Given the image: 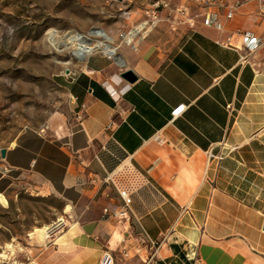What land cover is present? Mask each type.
Here are the masks:
<instances>
[{
    "label": "crops",
    "instance_id": "obj_1",
    "mask_svg": "<svg viewBox=\"0 0 264 264\" xmlns=\"http://www.w3.org/2000/svg\"><path fill=\"white\" fill-rule=\"evenodd\" d=\"M220 19L221 30H155L121 47V65L118 46L86 54L68 80L81 121L56 137L24 130L0 147L11 168L0 193L30 178L71 216L29 264H99L104 252L112 264H264V48L221 43L237 30L264 35V16L250 0ZM125 69L134 81L119 77ZM101 146H120L138 179L125 219L102 215L120 198L102 182Z\"/></svg>",
    "mask_w": 264,
    "mask_h": 264
},
{
    "label": "rangeland",
    "instance_id": "obj_2",
    "mask_svg": "<svg viewBox=\"0 0 264 264\" xmlns=\"http://www.w3.org/2000/svg\"><path fill=\"white\" fill-rule=\"evenodd\" d=\"M161 1L167 7L158 8L148 34L174 35L183 19L174 9L197 10L193 0ZM149 5V0H0V147L10 146L24 130L65 135L77 121L68 80L82 61L73 56L80 36L95 42L100 38L88 32L103 30L120 53L131 47L123 34L139 25ZM36 185L24 178L0 193V264L35 261L70 224L62 198Z\"/></svg>",
    "mask_w": 264,
    "mask_h": 264
},
{
    "label": "built area",
    "instance_id": "obj_3",
    "mask_svg": "<svg viewBox=\"0 0 264 264\" xmlns=\"http://www.w3.org/2000/svg\"><path fill=\"white\" fill-rule=\"evenodd\" d=\"M247 1L250 0H193L194 5L197 7L196 12H191L188 5L175 8L174 11L179 12L180 14L183 13L181 23L188 28L202 26L221 30L223 26L220 15L222 14L225 19H230L237 7ZM253 1L257 3V13L263 17L264 0ZM149 2L150 5L145 7L144 10L145 17L138 23L140 24L138 32L134 34V39L126 43L131 47L135 46L133 45V40L137 39L139 36V40H141L155 26L158 21V8L167 7V3L161 0H149ZM221 43L237 51L250 52L258 48H264V35L257 36L248 30H237L224 35ZM106 55L109 56L108 54ZM239 57L244 59V56ZM185 107L186 105L179 104L171 108L169 111V120H172L179 115ZM82 117V113H77V120L81 121ZM109 126L110 124H107L106 128H109ZM100 150L102 155L96 157V159L105 173L102 182L110 184L116 190L118 197L120 198V204L115 209L103 207L102 215L115 218L116 220L125 219L130 211V193L138 179L133 173V170L127 165L126 156L123 155L120 146L114 148L101 146ZM206 154L208 157H216L217 159H220L223 155L222 153L213 154L211 151H207ZM105 162L112 165L110 169L105 168ZM10 171L11 168L5 164L4 158L0 157V175L5 176L10 173ZM112 262L113 256L110 252H104L99 260V264H112Z\"/></svg>",
    "mask_w": 264,
    "mask_h": 264
},
{
    "label": "bare ground",
    "instance_id": "obj_4",
    "mask_svg": "<svg viewBox=\"0 0 264 264\" xmlns=\"http://www.w3.org/2000/svg\"><path fill=\"white\" fill-rule=\"evenodd\" d=\"M139 28H140V24L133 27L131 30H129L125 34H123L122 41H124V43H127L128 41L134 39L133 36L135 33L138 32ZM88 34L91 36H94L95 38H100V40L97 39L95 42H93L91 39L85 36H80V42L77 44L78 46H76V48L73 51L74 57H76L79 60H82L86 54L90 53L91 50L96 47L102 48L105 54L106 53L112 54L114 52L115 47L111 44V37L105 31L97 29V28H92L88 32ZM139 39H140V36L137 37V39L133 40V45H135V42H138ZM73 41L75 42V40ZM114 55L116 56L117 62L120 65L123 64L121 57L118 56L116 53ZM114 55H109V56H114Z\"/></svg>",
    "mask_w": 264,
    "mask_h": 264
},
{
    "label": "water",
    "instance_id": "obj_5",
    "mask_svg": "<svg viewBox=\"0 0 264 264\" xmlns=\"http://www.w3.org/2000/svg\"><path fill=\"white\" fill-rule=\"evenodd\" d=\"M119 77L121 79H123L124 81H126V82H132V81L135 80V75L129 69H125V70L121 71L119 73ZM5 151H6L5 148L1 149L0 153H1L2 156L5 155ZM262 229L264 230V223L262 224Z\"/></svg>",
    "mask_w": 264,
    "mask_h": 264
}]
</instances>
